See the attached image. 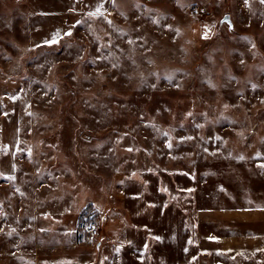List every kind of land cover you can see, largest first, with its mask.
Listing matches in <instances>:
<instances>
[{
	"label": "rangeland",
	"instance_id": "obj_1",
	"mask_svg": "<svg viewBox=\"0 0 264 264\" xmlns=\"http://www.w3.org/2000/svg\"><path fill=\"white\" fill-rule=\"evenodd\" d=\"M205 203L264 206V2L0 0V264H264Z\"/></svg>",
	"mask_w": 264,
	"mask_h": 264
},
{
	"label": "crops",
	"instance_id": "obj_2",
	"mask_svg": "<svg viewBox=\"0 0 264 264\" xmlns=\"http://www.w3.org/2000/svg\"><path fill=\"white\" fill-rule=\"evenodd\" d=\"M199 210L194 218L197 220L193 222L194 231L189 232L191 245H196L198 251L264 250V206L242 205Z\"/></svg>",
	"mask_w": 264,
	"mask_h": 264
},
{
	"label": "trees",
	"instance_id": "obj_3",
	"mask_svg": "<svg viewBox=\"0 0 264 264\" xmlns=\"http://www.w3.org/2000/svg\"><path fill=\"white\" fill-rule=\"evenodd\" d=\"M225 165H227L226 163H216V162H212V163H210L209 164V168L211 169V170H213V171H220V172H218V174L219 173H221V172H224V170H226L225 168H226V166ZM227 167H228V165H227ZM220 169V170H219ZM187 190H189V189H183V191H180V198H179V201H180V203H185V200H187L186 199V197H188L189 199H191L192 201H195V194H196V191H195V193H194V198H192V195H189L188 193H187ZM184 196V197H183ZM186 204H188V202L186 203ZM201 208H210V209H212V208H214V205H210V204H207L206 205V203L204 204V205H199L198 206V210L199 209H201ZM197 210V211H198ZM195 258V257H194ZM193 258V259H194ZM192 259V260H193Z\"/></svg>",
	"mask_w": 264,
	"mask_h": 264
},
{
	"label": "water",
	"instance_id": "obj_4",
	"mask_svg": "<svg viewBox=\"0 0 264 264\" xmlns=\"http://www.w3.org/2000/svg\"><path fill=\"white\" fill-rule=\"evenodd\" d=\"M224 25H226L228 27L229 31H232L234 29V24H233V21H232V18L230 16V14H225L221 18V20L219 21V24H218V27H217L215 35H217L220 32V29ZM81 138L83 140H86V141H91V140H93L96 137L93 134H90L89 132H83L82 135H81Z\"/></svg>",
	"mask_w": 264,
	"mask_h": 264
},
{
	"label": "built area",
	"instance_id": "obj_5",
	"mask_svg": "<svg viewBox=\"0 0 264 264\" xmlns=\"http://www.w3.org/2000/svg\"><path fill=\"white\" fill-rule=\"evenodd\" d=\"M91 236H98L99 235V228L95 222H93L89 228Z\"/></svg>",
	"mask_w": 264,
	"mask_h": 264
},
{
	"label": "snow or ice",
	"instance_id": "obj_6",
	"mask_svg": "<svg viewBox=\"0 0 264 264\" xmlns=\"http://www.w3.org/2000/svg\"><path fill=\"white\" fill-rule=\"evenodd\" d=\"M262 2H264V0H262Z\"/></svg>",
	"mask_w": 264,
	"mask_h": 264
}]
</instances>
